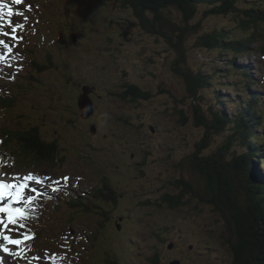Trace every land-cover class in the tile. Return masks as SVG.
Wrapping results in <instances>:
<instances>
[{"label": "rangeland", "instance_id": "obj_1", "mask_svg": "<svg viewBox=\"0 0 264 264\" xmlns=\"http://www.w3.org/2000/svg\"><path fill=\"white\" fill-rule=\"evenodd\" d=\"M4 2L9 5L14 14L8 17V10H3V30L9 32L10 35L0 36V39L4 40L12 51L9 53L3 46H0V56L4 57V60L0 61V129L10 128V132L17 133L22 132L21 129L23 128L31 129L37 127L40 129L43 139L51 140L57 138L59 140H54L53 142L60 158L59 162L56 161L51 164L38 163L35 159L32 161V155H27L24 149H27L28 144L38 140L28 138L27 143H24L17 139L18 135H16V142L14 141L10 144V148L7 149V153L3 156L4 162L1 158L0 177L8 181L11 179L15 181L20 178L22 183L19 180L16 184L13 183L17 185L18 190L20 185L26 186L24 187L25 193L23 188L19 198L14 199L18 192L17 190L11 199V204L20 203V200L24 198L23 201L28 199L27 203L30 206L29 208L26 206L25 211L20 216L23 220L21 223L24 228L7 227L8 230L4 234L9 235L13 239H21L25 235L29 237L34 235L37 240L32 247L21 249L20 246L14 245L13 249L9 250L10 253H18L19 255H9L0 251V264H87L89 255L95 250L89 248L91 241H85L84 239L88 235L90 236L88 231L96 230L98 225L88 221L89 219L85 216L79 217L77 221L72 223L73 221L68 216L69 208H65L66 202L62 201V199L66 200L69 189L74 188L81 193L88 189V177L91 176L84 175L83 169L74 170L77 169L81 162L76 154L89 152V150L91 151L90 147H95V145L86 135L83 136V134L91 133V128L88 124L82 121L81 123L77 122L74 119L75 115L65 119L57 117L58 115H67L66 105L71 103L64 88L66 86L58 79L62 76L70 78L72 75V63L78 53L77 51L96 57L98 49L92 45H97L104 52L101 53L102 55L98 61H94L99 65L97 69H94V72L98 75L95 79L100 86L99 96L103 95V93L107 96L96 98L98 108L96 113L99 115V120L96 114L93 121H97L102 130L109 127L119 134V137L114 140V145L109 147L110 150L117 148V154H119L118 150L121 148L130 153L136 150L140 159L143 155L148 158L150 162L148 167L145 164L137 163V168L132 167V172L136 175L135 185L137 187H144L146 186L144 185L145 183L152 184L150 190L148 188L145 189L149 197L151 195L153 198H160L164 193L179 195L177 188H174L173 191H161L158 190V187H162L165 181L170 183L169 180H173L175 176L182 174L186 176V171L190 173V182L194 187L197 189L200 186L203 187V182L197 183L195 181L198 175L193 172L195 170L191 169L190 166L185 167V169L180 167V170H175L170 165L171 163L178 165L183 158L182 154L191 153L194 148L202 143V140L207 135L206 127L203 125L197 126L196 124L197 111L193 107L195 98L187 91L188 85L185 82V78L172 71V62L180 57L175 54L172 62L165 64L166 60H170L173 57V54L165 51L169 47L166 40L150 34L142 27L140 17L134 14L133 10L124 9L119 0H22L21 5L23 6L12 4L11 0H4ZM67 8L69 9L68 11ZM204 9L206 8H200V10ZM17 12L23 13V15H20L21 18L15 17ZM165 15L168 18H172L174 22L183 23L180 21L178 11L173 9L170 11L166 10ZM8 20H11L13 25L23 24L24 27L12 33L11 28L8 26ZM35 21H38L39 26L47 27H43L41 32H38V42L42 45L48 44L49 37L53 39L61 38L62 36H59L58 33L63 32L68 43H62L66 48L61 47V51L63 52V58L69 57L70 61L60 62L61 59L58 58L54 45L48 47L52 51L50 55L47 54L48 52L44 46L38 47L33 31L27 28L28 24ZM66 21H68V27L62 30L61 26ZM238 21L237 19L236 21L233 20L231 17L212 16L205 18L204 12H200L199 18L195 20V23L200 22L202 35L215 29H232L241 35L244 32V28L239 26ZM12 35L19 37V39H11ZM73 35L79 36L84 42L81 47L78 48L72 41ZM200 36V34L196 33L191 36L188 35L190 39L187 45L186 43L182 45L183 52L181 54L182 56L184 54L187 55L191 51V55L188 57L189 71L192 72L195 68L205 73H211L210 71L214 69L211 62L212 53L204 51L197 46ZM86 39L90 40L88 41L91 44L89 48V44H85ZM176 39L178 38L176 37ZM74 48L76 52L73 51ZM110 59L111 61H109ZM256 59L264 60L263 56L258 53L256 56H250L246 61H256ZM48 61H51L49 67L53 70V73L47 70L42 72L43 74L39 73V68L47 66ZM102 62L104 66L101 64ZM178 67L180 72L187 71L184 63ZM78 70L82 71V69ZM262 71L264 72V69ZM19 72L23 74L19 76L18 81L14 80L17 79L15 74ZM125 72H129V75L133 78V80L129 78L131 83L138 81L144 88L153 92V97L149 100L141 99L136 103L122 101L120 94L128 93L126 87L123 86L127 82L124 79L127 76ZM222 82L233 84L231 79H226L225 77ZM76 85L73 84V86ZM221 86L224 85L221 84ZM8 90L12 91L16 100L9 94ZM110 92L117 93L120 99ZM201 97L200 100H196V103L203 107L204 112H208V106L214 100L213 89H204ZM179 100H185V107L189 106L190 108L187 112L189 116L188 124H181V115L175 113L176 106L186 110ZM8 101L15 103L10 110H5L4 107H1V104L6 106ZM59 110L62 113H58ZM51 115L54 116L53 121L49 119L46 121L45 119ZM109 115L113 119L108 120L106 125L102 124L106 122ZM117 116L126 117L127 120L119 121ZM114 121L116 123H112ZM68 126L70 127L67 130ZM151 126H157L161 133L159 135L152 133ZM55 130L60 131V133L55 134ZM229 136L230 133L226 132L213 136L210 148L216 149L224 145ZM4 138H6L5 133L1 135V139L4 140ZM91 138L98 146H102V143H104L99 138H94L93 136ZM178 142L184 145L180 146L177 144ZM71 146H77V151L66 148L70 152V154L67 153V156L65 147L69 148ZM179 148L181 151L180 155ZM210 148L203 152L206 154L210 153ZM232 149H234V146ZM168 152L170 154L165 160ZM123 156H121V159ZM65 157L67 159H64ZM162 160H165L168 164L163 166L164 161L162 164ZM115 162L118 163L116 160ZM82 163H85V161ZM138 169L150 174L149 179L140 177L141 172ZM14 171L16 173H12ZM29 176L32 179H27ZM78 176L83 178H81L80 183L77 180ZM233 183L232 190H237L238 188L240 191L239 178L233 179ZM111 186L112 184L107 185L109 189ZM31 187L34 189V194L38 192V197L31 199L28 194ZM54 188L60 189L53 190ZM129 192L132 193L131 187ZM54 195L58 197L54 199ZM124 195L127 196L126 193ZM199 202L201 201L197 200L191 203H197L196 209L193 210L183 208L184 205H182L178 209L162 213L160 220L162 222L168 221L169 226L173 228L171 234L167 233L170 235L168 239H174L175 231L202 232L201 239L210 241L216 247L211 256L214 261L207 259L208 256H204L194 263L228 264L233 258V254L226 246L220 245L222 242L220 234L225 235V232L229 231L227 232L229 237L231 235V225H225L227 220L222 215L223 213L221 214L217 211H215L214 215L210 213V209L207 206V208L204 207L205 203L201 206V213L196 211L200 210L197 208L200 204ZM166 209L170 208L166 207ZM30 215L32 217L28 218ZM226 216L228 217L229 214L227 213ZM150 218L153 219V212L150 213ZM91 220L97 221L95 216ZM5 222H7V214L5 215ZM206 223H209V225L206 226ZM210 224L215 228L210 226ZM72 226L80 231L72 234L70 231ZM144 229L145 231H137L135 236H138L141 244H147L150 247V233L146 231L147 227ZM5 230L0 228V231ZM32 231H36L37 234H30L29 232ZM0 241L6 247L7 243L2 239ZM101 241L102 244L97 242L99 247L111 245L114 243V236L110 233H105ZM26 243L29 244V240H26ZM100 249L105 251L101 247Z\"/></svg>", "mask_w": 264, "mask_h": 264}, {"label": "trees", "instance_id": "obj_2", "mask_svg": "<svg viewBox=\"0 0 264 264\" xmlns=\"http://www.w3.org/2000/svg\"><path fill=\"white\" fill-rule=\"evenodd\" d=\"M131 6L136 10L137 14L147 16V23L145 24L146 30L159 38H164L167 43L173 46L180 59H178L179 65L185 64L187 71L182 72L184 78L187 81L188 91L191 96H200V91L209 85L208 79L205 77L202 71L194 72L189 71V60L187 55L182 56L183 44L187 45L190 39L188 35H192L197 32L199 25L194 24V20L198 17V7L200 4L197 0H130ZM209 3H220V7H213L208 9L205 13V17L209 16H224L229 15L230 12L241 15L235 17L239 21V26L244 28V32L240 36H233L234 40L226 41V35L221 32H217L216 36H204L201 35L198 38L197 46L201 48H211L210 51H215L219 47H223L224 51L231 53H239L242 51H248L256 43L259 45V40L264 38V14H260L261 10L256 7L255 4L249 5L246 9H240L241 0H208ZM243 8V7H242ZM175 9L178 10L180 21L183 23L174 22L172 18L165 16L166 10ZM200 9V8H199ZM147 11H149L148 15ZM263 12V10H262ZM150 16V17H149ZM200 34V33H199ZM229 34V32L227 33ZM176 37L178 39H176ZM179 65H175L178 67ZM174 67V68H175ZM180 71V69L175 68ZM220 78V76H219ZM247 84V82L245 81ZM250 89L249 85L247 86ZM137 93L134 94L136 98L142 100H149L152 98L150 92H145L141 88L136 89ZM9 94L14 97L12 91ZM131 93V96L133 97ZM135 99V98H134ZM262 97L256 99L255 97L250 102L243 103V99L239 100L240 106L237 107L235 114L229 113L226 109L224 111H215V115L220 117L213 118L211 115V122H207L208 117L201 115V110L197 111V126L207 125L208 136L210 133L217 134V132H225L231 128L229 138L225 144L211 150L212 155L206 157H196L197 163L192 161L190 165L195 169L194 173L201 174L204 182L203 187L196 188L190 182L191 175L186 171V176L182 178L177 176L170 183H164V185L173 191L174 188L179 190V195L169 194L163 195V199L160 202L168 205V207H180L183 205H190L193 199L200 200L197 211H202L201 206L205 203V208L213 212H220L225 215L227 213L232 216L231 221V239L234 243V247L237 250V257L234 260V264H264V179H262L261 173L263 172L261 167L264 163V134L261 132L264 129V112L262 109ZM139 100V99H136ZM246 100V99H245ZM179 102L185 107V100H179ZM3 103V102H2ZM196 103V102H195ZM5 110H10L13 107V103L9 102L1 104ZM186 110L181 109L179 106L175 107V113L181 115V124H188L189 116L187 112L190 110L189 106L185 107ZM213 123V126H209ZM10 128L0 129V134L5 133L4 138V152L7 153V149L10 144L16 142V135L19 141L27 143L28 138L38 140L32 144L27 145V149H24L27 155H32V161L35 159L38 163L51 164L52 162H59L60 155L55 147V143L42 140L43 135L39 128L33 127L31 129L23 128L22 132H10ZM60 131H55V134H59ZM0 135V137H1ZM211 137H205L197 148L201 154L204 150H208L211 145ZM3 141V139H2ZM179 144V142L177 143ZM242 147L244 149L243 155H235L230 159L228 150L230 148ZM211 149V148H210ZM247 149V152H246ZM235 153V152H234ZM233 153V155H234ZM4 154V153H3ZM205 154V153H203ZM255 157L257 161L252 158ZM198 164V166H197ZM197 171V172H196ZM199 172V173H198ZM241 176L248 179L246 186H242L246 191L245 205L243 203V197L239 189L232 190L235 180ZM176 177V176H175ZM236 177V178H235ZM199 179L195 181L201 183ZM205 187V188H204ZM202 188V191H201ZM177 195V196H176ZM259 195L257 200L255 196ZM151 196V195H150ZM149 197L147 200L152 203L155 199ZM161 199V198H160ZM207 206V207H206ZM189 207V206H188ZM195 207V208H194ZM203 207V208H204ZM196 209V205L193 206ZM192 209V210H193ZM227 217V216H226ZM234 219V223L233 220ZM234 226V227H233ZM262 247V248H261Z\"/></svg>", "mask_w": 264, "mask_h": 264}, {"label": "snow or ice", "instance_id": "obj_3", "mask_svg": "<svg viewBox=\"0 0 264 264\" xmlns=\"http://www.w3.org/2000/svg\"><path fill=\"white\" fill-rule=\"evenodd\" d=\"M22 0H11L12 4L19 5L21 4ZM4 9H7V16L11 17L14 13L13 10L9 7L7 3L4 2V0H0V36H9L10 33L3 30L4 28ZM15 15H23V13H15ZM8 26L11 28V32L15 33L17 29H22L24 27L23 24H16L13 25L11 20H8ZM11 39L18 40L19 37L12 35ZM0 46H3L4 49H6L9 53L12 51L11 47L5 43L4 40L0 39ZM4 60L3 56H0V61ZM27 179H32L31 176L27 177ZM16 187L14 184H6V183H0V200L4 199V196L7 194L11 196V192L9 191L11 188ZM26 187L25 185H20L19 190L16 194V197L14 199H18L21 195V192L23 188ZM0 213H6L7 214V223L3 219H0V228L6 229L9 224L17 225V217L22 216L20 209H12L11 205H6L4 207H0ZM19 228H24L23 224H18ZM32 237H29L25 235L23 237V240L21 239H13L9 235H5L3 231H0V239H2L7 244L19 246L24 241L31 239ZM0 251H3L9 255H19L18 253H10L9 249L5 247L4 245H0Z\"/></svg>", "mask_w": 264, "mask_h": 264}, {"label": "bare ground", "instance_id": "obj_4", "mask_svg": "<svg viewBox=\"0 0 264 264\" xmlns=\"http://www.w3.org/2000/svg\"><path fill=\"white\" fill-rule=\"evenodd\" d=\"M249 5H250V4H249ZM200 8H203V6H201ZM208 9H210V7H208ZM211 9H212V8H211ZM238 65H240V66L242 67L241 64H238ZM192 72H194V71H192ZM137 84H138V83H137ZM17 180H20V178H18ZM0 183L10 184V182H8L6 179L1 178V177H0ZM9 191L11 192V196H12L14 193L17 192V188H16V187L11 188ZM33 191H34V189L31 187V188H30V191H29V193H28L29 196L31 197V199H33V197H38V192H36V193L34 194ZM6 195H7V194H6ZM43 196H44V195H43ZM8 197H10V196L8 195ZM2 201H3V199L0 200V202H2Z\"/></svg>", "mask_w": 264, "mask_h": 264}, {"label": "water", "instance_id": "obj_5", "mask_svg": "<svg viewBox=\"0 0 264 264\" xmlns=\"http://www.w3.org/2000/svg\"><path fill=\"white\" fill-rule=\"evenodd\" d=\"M81 98H82V97H81ZM81 98H80V104H81V106H82V107H84V106H86V107H90V102L88 101L87 105H85V104L83 103V100H81ZM84 98H85V96H84Z\"/></svg>", "mask_w": 264, "mask_h": 264}, {"label": "flooded vegetation", "instance_id": "obj_6", "mask_svg": "<svg viewBox=\"0 0 264 264\" xmlns=\"http://www.w3.org/2000/svg\"><path fill=\"white\" fill-rule=\"evenodd\" d=\"M167 258H169L170 260V255L167 253L165 256H164V259L166 260Z\"/></svg>", "mask_w": 264, "mask_h": 264}]
</instances>
